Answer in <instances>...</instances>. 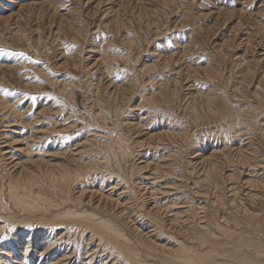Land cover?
I'll list each match as a JSON object with an SVG mask.
<instances>
[{"label": "rangeland", "instance_id": "1", "mask_svg": "<svg viewBox=\"0 0 264 264\" xmlns=\"http://www.w3.org/2000/svg\"><path fill=\"white\" fill-rule=\"evenodd\" d=\"M0 50V264H264V0H0Z\"/></svg>", "mask_w": 264, "mask_h": 264}, {"label": "bare ground", "instance_id": "2", "mask_svg": "<svg viewBox=\"0 0 264 264\" xmlns=\"http://www.w3.org/2000/svg\"><path fill=\"white\" fill-rule=\"evenodd\" d=\"M63 171V170H62ZM33 199V198H32ZM17 200V199H16ZM15 200V201H16ZM19 203H21V202H19ZM22 204V203H21ZM23 205V204H22ZM29 206V205H28ZM30 207V206H29ZM31 207H36V206H31ZM28 208V207H27ZM37 208V207H36ZM34 209V208H33ZM39 209V208H38ZM65 215L66 214H64V216L63 217H65ZM68 216V215H67ZM52 221V220H51ZM90 221V220H89ZM92 222V221H91ZM101 225V224H100ZM97 233V232H96ZM206 235V234H205ZM109 236V235H108ZM107 236V237H108ZM102 237V236H101ZM104 237H106V236H104ZM208 238V237H207ZM113 241V240H112ZM116 241V240H115ZM228 242H229V240H228ZM225 244V243H224ZM182 244H179V246H181ZM178 246V247H179ZM177 247V248H178ZM176 248V249H177ZM181 250H184V248H181L180 249V251ZM189 250V249H188ZM175 251V250H174ZM179 251V252H180ZM178 252V251H177ZM169 253H171V252H169ZM178 254V253H177ZM177 254H175V256L177 255ZM184 253H182V255H183ZM210 254V253H209ZM157 255V254H156ZM173 255V254H172ZM180 255H181V253H180ZM180 255L178 256V257H180ZM158 257V256H157ZM184 257V256H183ZM221 257V256H220ZM223 257V256H222ZM160 260H161V262L163 261V263L164 262H171L172 264H176L175 262H177V260L175 261L174 259H173V257L171 258V257H167V256H161V257H158ZM184 259V258H183ZM179 261H181V259L179 260ZM183 263H184V261H182ZM177 263H179V262H177ZM182 263V264H183ZM135 264V263H134ZM185 264H215L214 262H212V260H211V258H209V257H205V258H202V257H199V258H191V260H189L188 262H186Z\"/></svg>", "mask_w": 264, "mask_h": 264}, {"label": "snow or ice", "instance_id": "3", "mask_svg": "<svg viewBox=\"0 0 264 264\" xmlns=\"http://www.w3.org/2000/svg\"><path fill=\"white\" fill-rule=\"evenodd\" d=\"M0 51H3V50H0ZM13 55H17V56H21V57L25 56L24 53H14ZM33 102H35V97H33ZM2 239H6V237L0 236V240H2Z\"/></svg>", "mask_w": 264, "mask_h": 264}]
</instances>
